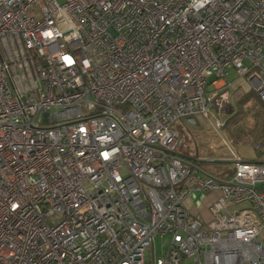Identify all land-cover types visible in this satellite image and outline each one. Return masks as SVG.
<instances>
[{"label": "built area", "instance_id": "obj_1", "mask_svg": "<svg viewBox=\"0 0 264 264\" xmlns=\"http://www.w3.org/2000/svg\"><path fill=\"white\" fill-rule=\"evenodd\" d=\"M231 69L264 102V0H0V264H264V164L177 150Z\"/></svg>", "mask_w": 264, "mask_h": 264}, {"label": "rangeland", "instance_id": "obj_2", "mask_svg": "<svg viewBox=\"0 0 264 264\" xmlns=\"http://www.w3.org/2000/svg\"><path fill=\"white\" fill-rule=\"evenodd\" d=\"M228 77L233 82V87L226 95V104L222 111L224 115L212 111L210 120L199 119L200 123L196 128L180 127L184 135L179 133L182 145L177 150L188 153L187 149H190L189 154L197 160L205 161V167L213 172H226L232 167L217 163L220 159L231 156L224 146V139L231 140L233 150L240 157H251L258 152L252 145L262 141L264 132V102L257 98L244 77H236L233 69L229 71ZM215 119H220L223 126L214 127ZM259 239L264 243V228ZM169 240V235L154 239L151 247L154 259L164 255Z\"/></svg>", "mask_w": 264, "mask_h": 264}, {"label": "crops", "instance_id": "obj_3", "mask_svg": "<svg viewBox=\"0 0 264 264\" xmlns=\"http://www.w3.org/2000/svg\"><path fill=\"white\" fill-rule=\"evenodd\" d=\"M200 123V120H199ZM263 140V144L260 149H255L257 150V154L251 157L247 156H241L246 161H251V162H258V163H263L264 164V132L263 136L261 138ZM254 147V145H252ZM246 147V146H245ZM213 160V159H210ZM216 162V161H215ZM221 162L219 164L225 165V166H232L230 160L227 158L220 159ZM205 166V165H204ZM232 171V167L230 169ZM221 175H226L225 172L223 171H218L216 172ZM217 191L209 192V193H200V192H194L193 193V198L192 201H186V206L189 208V210L195 214L201 216L203 219L208 220L209 219V213L207 211V205H209L217 196H218ZM264 244V243H263Z\"/></svg>", "mask_w": 264, "mask_h": 264}, {"label": "trees", "instance_id": "obj_4", "mask_svg": "<svg viewBox=\"0 0 264 264\" xmlns=\"http://www.w3.org/2000/svg\"><path fill=\"white\" fill-rule=\"evenodd\" d=\"M257 96V95H256ZM258 98V97H257ZM180 133H181V135H184L183 133V131L182 130H180ZM179 152H181L183 155H185V156H187V153L185 152V151H179ZM194 160H196L198 163H200V164H202L203 166H204V163H206L205 161H202V160H197V158H193ZM249 162H251V161H249ZM217 163H221V162H217ZM226 173V175H231L232 174V171L231 170H229V171H226L225 172ZM225 175V174H224Z\"/></svg>", "mask_w": 264, "mask_h": 264}]
</instances>
